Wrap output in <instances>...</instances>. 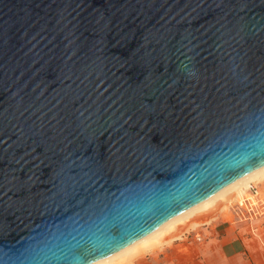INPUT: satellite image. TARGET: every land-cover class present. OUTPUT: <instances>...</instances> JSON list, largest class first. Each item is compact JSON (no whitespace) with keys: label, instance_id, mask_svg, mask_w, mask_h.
Returning <instances> with one entry per match:
<instances>
[{"label":"water","instance_id":"water-1","mask_svg":"<svg viewBox=\"0 0 264 264\" xmlns=\"http://www.w3.org/2000/svg\"><path fill=\"white\" fill-rule=\"evenodd\" d=\"M264 167V0H0V264H92Z\"/></svg>","mask_w":264,"mask_h":264},{"label":"crops","instance_id":"crops-1","mask_svg":"<svg viewBox=\"0 0 264 264\" xmlns=\"http://www.w3.org/2000/svg\"><path fill=\"white\" fill-rule=\"evenodd\" d=\"M260 184H264V181ZM246 193L248 191H245L243 196ZM246 200L248 202L243 210L237 207V211H233L234 218L231 221L221 213L214 223V230L213 227H203L196 238L178 242L179 239L183 240L184 233L197 229L204 223L191 224L181 236L164 244L154 245L147 253L129 254L125 258L127 264H146L147 261H143L145 259H150V264H264V204L259 205L257 209L249 199ZM259 210L262 213L257 216ZM120 262L122 261L116 264Z\"/></svg>","mask_w":264,"mask_h":264},{"label":"bare ground","instance_id":"bare-ground-1","mask_svg":"<svg viewBox=\"0 0 264 264\" xmlns=\"http://www.w3.org/2000/svg\"><path fill=\"white\" fill-rule=\"evenodd\" d=\"M262 179H264V167H261L257 169L256 171L244 177H241L240 179L233 182L232 184L225 187L224 189L220 190L219 192H217L210 198L206 199L205 201L195 205L194 207H191L190 209L182 212L176 217H173L172 219L168 220L166 223H164L163 225H161L160 227H158L156 230L149 233L148 235L131 243L130 245L121 249L120 251L106 258L97 260L93 262L92 264H116L120 260H122L124 256H129V254L132 255V253L136 252L139 249L140 250L141 249L150 250L154 245H157L158 243H160V241H163L165 237L169 236L170 233L173 232L172 230L175 229V227L186 224V222H188V220L186 221V219H188L189 217L193 218V216H196V214L199 215V213H202V212L203 214L205 213L210 214V212L214 208H216L218 205L221 204L222 206H225L224 204L226 203L228 204L230 201H233V200H240V202H242L243 200H246V199H243L244 191H248L249 193L250 185L253 182L255 183L259 182ZM245 186H246V189L244 188ZM254 198L256 197L250 194L248 199L254 200ZM203 214H200L201 217ZM177 234L178 233H175V236H177Z\"/></svg>","mask_w":264,"mask_h":264},{"label":"rangeland","instance_id":"rangeland-1","mask_svg":"<svg viewBox=\"0 0 264 264\" xmlns=\"http://www.w3.org/2000/svg\"><path fill=\"white\" fill-rule=\"evenodd\" d=\"M262 181H264V179H262V180H260L259 182H253L251 185H253V186H257V188H258V190H259V196L257 197V198H254V200H249V202L251 203V204H254V208H257V209H259L258 207H259V205H261V204H264V184H260V183H262ZM258 184H260V185H258ZM245 189H246V186L244 187ZM245 192V191H244ZM244 198L245 199H248L249 197H248V193H246L245 195H244ZM239 201L240 200H233V201H230L228 204L226 203V204H224L225 206H222L221 204L220 205H218L216 208H214L211 212H210V214H208V215H206V214H203V216L202 217H189L188 219H186V221L188 220V222H186V224H184V225H180V226H178V227H175V229H173L172 231V233L169 235V236H167V237H165L164 238V240L163 241H160V243H158L157 245H161V244H164V243H166L167 241H170L171 239H174V238H176V237H179V236H181L184 232H186L187 230H188V228L190 227V224H192V225H195V224H198V223H201V224H203V225H201L200 227H198L197 229H194V230H190L189 232H186V233H184L183 235H182V238H183V240L182 239H179L178 240V242H186V241H188V238H196V236H198V234L199 233H201V231H202V229H203V227H206V228H208V229H210V227H213L212 229L214 230V223H215V221L218 219V218H220V215H221V213L224 215V217H226L229 221H231V219L232 218H234V213H233V211L234 212H236L237 211V207H239L238 205H239ZM218 209V210H217ZM216 210V211H215ZM242 210H243V208H242ZM206 212V211H205ZM203 213V212H202ZM202 213H199V215L200 214H202ZM261 213L262 212H260V210H259V213H257V216H259V215H261ZM196 215H198V214H196ZM243 215L244 216H246V214H245V212H243ZM191 220V221H190ZM200 220V221H199ZM178 228V229H177ZM175 233H178L177 234V236H175ZM175 236V237H174ZM185 236V237H184ZM157 245H155V246H157ZM152 250V248L150 249V250H137L136 252H134V253H136V255H142V254H144V253H147V252H149V251H151ZM125 258H127V256H124L123 258H122V260H120V261H122V262H120L119 264H127V259L125 260ZM124 261H126V262H124ZM144 262H146V264H148L149 262H150V259L149 260H143ZM150 264V263H149Z\"/></svg>","mask_w":264,"mask_h":264},{"label":"built area","instance_id":"built-area-1","mask_svg":"<svg viewBox=\"0 0 264 264\" xmlns=\"http://www.w3.org/2000/svg\"><path fill=\"white\" fill-rule=\"evenodd\" d=\"M249 192L251 193V195H253L256 198L259 196V190L256 186L250 185ZM247 202L248 200H243L242 202L239 203V207L244 208L245 205H247Z\"/></svg>","mask_w":264,"mask_h":264}]
</instances>
